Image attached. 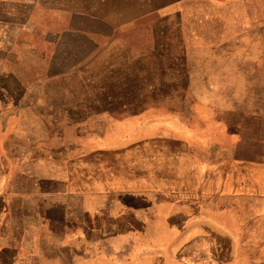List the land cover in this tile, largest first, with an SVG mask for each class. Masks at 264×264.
<instances>
[{"label": "rangeland", "instance_id": "374dc122", "mask_svg": "<svg viewBox=\"0 0 264 264\" xmlns=\"http://www.w3.org/2000/svg\"><path fill=\"white\" fill-rule=\"evenodd\" d=\"M42 1L17 7L18 25L34 34L21 37H34L39 47L34 54L18 49L17 75L30 91L76 100L66 103L76 108L65 120L84 126V169L100 179L99 173H114L108 183L125 192L112 216H97L114 222L107 236L119 259L177 264L189 254L206 264H264V0H78L79 7L66 11L58 0ZM73 8H96L114 24L131 19L119 25L115 41L136 69L107 70L100 60L61 80L49 78L85 61L91 48L77 33L66 32L59 46L41 41L68 26ZM3 12L13 17L15 7ZM134 72L146 86L122 84ZM231 159L251 164V183L263 197L223 203L215 189L203 190L201 164ZM143 175L146 181L139 180ZM159 179L179 180V190L154 196L148 190ZM99 204L92 199L86 207Z\"/></svg>", "mask_w": 264, "mask_h": 264}, {"label": "crops", "instance_id": "0c3cea01", "mask_svg": "<svg viewBox=\"0 0 264 264\" xmlns=\"http://www.w3.org/2000/svg\"><path fill=\"white\" fill-rule=\"evenodd\" d=\"M38 1L0 0V264H131L127 258L119 259L113 237L107 236L108 231L114 230V222L97 217L102 212L112 216L117 199L125 192L108 183L112 182L114 173H99L98 166L92 167L104 177L100 179L89 174L91 170L87 171L88 165L84 164L87 146L82 142L84 126L81 121L65 120L71 118L76 108V103H66L76 100L68 99L65 94L55 100L45 93H35L18 78V49L34 54L33 49L39 47L34 37H21L23 32H28V24L18 25L17 7L38 5ZM58 1L63 11L67 6L79 7L78 0ZM7 5L15 7L13 17L11 13L9 18L4 16L3 6ZM68 13V26L51 32L49 37L40 36L41 41L47 46H59L66 32L77 33L91 43V48L84 53L85 61L78 60L69 72L61 67L63 72L50 73L49 78L54 75L61 80V76L74 75L86 64L100 60H104L107 70L122 66L136 69L135 59L123 56L124 51L115 41L119 25L131 19L114 24L96 8L92 12L73 8ZM92 20H98L103 27L98 24L90 27ZM83 29L90 35L83 34ZM27 34L34 36L32 32ZM101 41L104 44L99 45ZM43 53L47 55L45 50ZM103 54L109 57L102 58ZM130 81L147 85L144 75L136 72L123 76V85ZM142 95L141 92L139 99L145 101ZM69 128L74 130L71 136L67 134ZM96 146L104 150L108 147L97 143ZM250 167L251 164L242 165L234 159L203 163L201 187L212 194V188L215 189L213 196L223 203L232 198L259 199L263 195L258 193L257 184L251 183ZM211 173L213 180H210ZM139 180L146 181L145 175ZM178 181L159 179L158 186L148 191L152 194L164 189L177 191ZM186 188L191 190L189 184ZM92 199L100 204L89 209L86 203ZM119 228L117 225L116 230L124 233ZM177 261V264H206L205 259L189 254ZM133 262L139 264V258Z\"/></svg>", "mask_w": 264, "mask_h": 264}, {"label": "water", "instance_id": "95a60500", "mask_svg": "<svg viewBox=\"0 0 264 264\" xmlns=\"http://www.w3.org/2000/svg\"><path fill=\"white\" fill-rule=\"evenodd\" d=\"M143 102H145V101H143Z\"/></svg>", "mask_w": 264, "mask_h": 264}]
</instances>
